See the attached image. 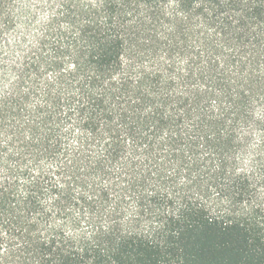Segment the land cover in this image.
<instances>
[{"label":"trees","instance_id":"1","mask_svg":"<svg viewBox=\"0 0 264 264\" xmlns=\"http://www.w3.org/2000/svg\"><path fill=\"white\" fill-rule=\"evenodd\" d=\"M0 264H264V0H0Z\"/></svg>","mask_w":264,"mask_h":264}]
</instances>
